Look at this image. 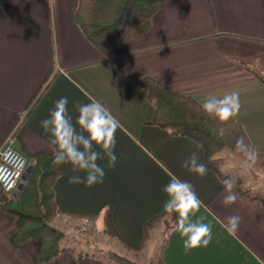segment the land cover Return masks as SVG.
<instances>
[{
	"label": "crops",
	"instance_id": "1",
	"mask_svg": "<svg viewBox=\"0 0 264 264\" xmlns=\"http://www.w3.org/2000/svg\"><path fill=\"white\" fill-rule=\"evenodd\" d=\"M79 1L0 0V151L29 102L55 76L13 139L29 163L39 152H53L41 121L61 97L68 98L74 123L76 106L92 101L120 122L115 167H108L107 158L98 161L105 171L103 183L70 184L77 173L69 164L58 165L63 175L54 191L62 217L87 222L96 216L101 224L112 206L116 229L138 245L144 224L165 210L164 186L177 177L190 182L201 199L196 217L211 226V241L185 249L177 225L158 224L150 242L156 231L165 235L161 263L264 264V204L232 188L237 199L225 205L222 180L208 169L200 176L184 168L193 152L204 163V149L149 124L155 109L137 86L153 77L201 105L208 97L238 92L240 109L230 119L238 120L254 148L264 153V83L248 68L264 73V0H166L150 32L116 52L97 48L86 38L76 21ZM18 194L9 195L0 185V205ZM232 215L240 217L235 230L226 225ZM15 232L16 217L0 208V264H108L91 254L78 260L71 246L51 262L39 263L37 242L18 245Z\"/></svg>",
	"mask_w": 264,
	"mask_h": 264
},
{
	"label": "trees",
	"instance_id": "2",
	"mask_svg": "<svg viewBox=\"0 0 264 264\" xmlns=\"http://www.w3.org/2000/svg\"><path fill=\"white\" fill-rule=\"evenodd\" d=\"M165 3L166 0H80L76 21L92 45L116 52L127 42L148 34L154 17ZM248 68L264 83V73L261 70ZM54 79L55 76H52L29 102L26 113L12 134L13 139ZM137 86L155 109L149 124L166 130L173 136L188 137L198 143L204 149V164L208 170L222 181L231 180L233 188L241 196H249L253 201L264 204L263 198L251 194L250 190L237 187L233 176L222 170L224 159L221 154L227 151L264 171V153L254 148L238 120H218L206 113L192 96L177 93L153 77L143 78ZM221 128L224 130L223 135L219 133ZM238 141L241 142L238 144ZM53 160V152L37 153L31 161L33 169L25 187L18 195L0 205L1 209L16 217L15 243L22 245L29 240L37 242L36 260L39 263H49L60 254L70 251V248L62 244L66 233L55 225L56 218L63 212L57 206L54 186L63 172ZM105 222L106 231L116 237L125 249L139 253L147 248L151 231L159 223L177 225V214L164 210L147 221L144 224V237L137 246L127 243L119 234L114 225L112 206L106 210ZM77 258L82 260L83 256L78 255Z\"/></svg>",
	"mask_w": 264,
	"mask_h": 264
},
{
	"label": "clouds",
	"instance_id": "3",
	"mask_svg": "<svg viewBox=\"0 0 264 264\" xmlns=\"http://www.w3.org/2000/svg\"><path fill=\"white\" fill-rule=\"evenodd\" d=\"M202 107L209 115L222 122L227 121L239 112V93L232 92L222 98L208 97ZM76 108L77 116L74 123L68 111V98L61 97L55 102L48 117L41 121V126L46 133H50L53 163L69 164L73 172L77 173L71 176L68 182L83 183L91 187L103 183L105 177L104 168L98 163L99 160L107 158L108 167H115L117 156L114 149L120 122L98 101L78 104ZM223 131V128L219 130L220 135H223ZM97 148L100 151H97ZM183 167L190 173L200 176L207 174L206 165L200 162L195 152L184 161ZM80 172L84 173L83 177L78 174ZM222 183L227 191L223 203L225 205L235 203L237 196L232 191V181L225 179ZM163 191L168 197L164 209L168 213L177 214V230L184 237L185 249L206 247L211 241L212 229L209 224L203 222L202 217H196L202 201L193 185L186 180L172 177ZM239 223V216L226 217V225L231 230H235Z\"/></svg>",
	"mask_w": 264,
	"mask_h": 264
},
{
	"label": "rangeland",
	"instance_id": "4",
	"mask_svg": "<svg viewBox=\"0 0 264 264\" xmlns=\"http://www.w3.org/2000/svg\"><path fill=\"white\" fill-rule=\"evenodd\" d=\"M221 157L224 159L222 170L233 176L234 183L237 187L250 190L251 194L258 195L264 199L263 170L241 157L231 155L227 151L223 152ZM62 216L64 215H59L56 218L57 221L55 220V225L60 226L59 228L66 233L62 244L64 247L71 246L81 256L91 254L107 260L108 264H162L160 251L165 240V235L160 231L154 233L153 240L151 242L149 241L150 243L148 242V246L143 252L135 253L125 249L116 237L106 231V213L104 215V223L101 222V224L96 220V216L90 217L87 222L85 218L68 220ZM162 223L167 225L169 223L171 224V221L169 223L161 222L159 224ZM126 242L135 245L128 241Z\"/></svg>",
	"mask_w": 264,
	"mask_h": 264
},
{
	"label": "built area",
	"instance_id": "5",
	"mask_svg": "<svg viewBox=\"0 0 264 264\" xmlns=\"http://www.w3.org/2000/svg\"><path fill=\"white\" fill-rule=\"evenodd\" d=\"M29 165L28 159L16 149L13 138H10L0 151V185L4 192L12 195L19 189Z\"/></svg>",
	"mask_w": 264,
	"mask_h": 264
},
{
	"label": "water",
	"instance_id": "6",
	"mask_svg": "<svg viewBox=\"0 0 264 264\" xmlns=\"http://www.w3.org/2000/svg\"><path fill=\"white\" fill-rule=\"evenodd\" d=\"M32 169H33V164H30L29 167H28V171L26 172V174L24 176V180H23V182L21 183V185L19 187V190H18L19 192L25 187V182L28 179Z\"/></svg>",
	"mask_w": 264,
	"mask_h": 264
}]
</instances>
